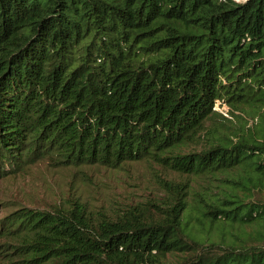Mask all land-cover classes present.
<instances>
[{"label":"trees","instance_id":"16d2710c","mask_svg":"<svg viewBox=\"0 0 264 264\" xmlns=\"http://www.w3.org/2000/svg\"><path fill=\"white\" fill-rule=\"evenodd\" d=\"M46 160L226 176L198 211L231 236L197 237L183 195L159 219L74 199L3 216L0 264H264V199L234 191L264 187V0H0V177Z\"/></svg>","mask_w":264,"mask_h":264},{"label":"rangeland","instance_id":"374dc122","mask_svg":"<svg viewBox=\"0 0 264 264\" xmlns=\"http://www.w3.org/2000/svg\"><path fill=\"white\" fill-rule=\"evenodd\" d=\"M243 1V0H238ZM224 118V122L239 124L237 117L228 112V105L215 103ZM247 126L255 124L256 118L247 116ZM240 120V119H239ZM49 161L29 165L15 175L0 177V219L10 211L21 206L49 208L55 205L64 206L68 201L79 199L87 204L95 214L103 213L110 218L123 214L131 207H137L148 219H159L168 208L174 205L180 195L185 196L192 206L190 227L194 234L204 241L221 242L231 234L222 236L221 232L209 226L200 217L198 207L203 198L217 197L227 187L222 175L217 179L208 176L184 174L170 169L166 165L149 162L148 160L131 161L118 168L103 166L82 168H61L51 166ZM237 173V171H234ZM243 181V180H242ZM171 182L180 183L181 189L172 187ZM235 192L249 194L253 199H264L263 186H240ZM200 217V220H197ZM190 229V228H189ZM191 230V229H190ZM251 229L238 239L254 242ZM254 237V236H253ZM237 240V239H235ZM5 241L0 238V244ZM215 249V247H211ZM192 252L168 253L161 262L144 264H180Z\"/></svg>","mask_w":264,"mask_h":264}]
</instances>
